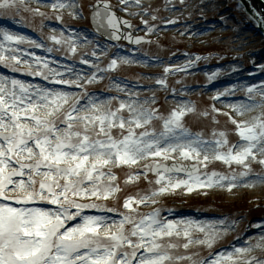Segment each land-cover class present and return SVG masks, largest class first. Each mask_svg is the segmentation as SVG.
<instances>
[{"label": "snow or ice", "instance_id": "snow-or-ice-1", "mask_svg": "<svg viewBox=\"0 0 264 264\" xmlns=\"http://www.w3.org/2000/svg\"><path fill=\"white\" fill-rule=\"evenodd\" d=\"M68 6L59 0L52 4L53 9ZM21 7L24 0H0L2 11ZM110 7L97 5L93 20L100 27L106 21L112 30L109 38L119 40L120 25H131L120 21ZM24 10L39 13L38 9ZM0 37V65L12 72L21 71L17 65L22 60L16 54L17 48L6 45L27 43L42 47L3 29ZM50 39L61 43L56 36ZM127 39L141 43L139 38L132 41L130 35ZM70 51L75 53L76 48L70 45ZM33 61L39 70L31 71V64L24 60L29 67L25 75L45 80L51 76L52 83L81 86L77 81L63 79V73L51 69L48 61L34 55ZM80 63L89 61L81 59ZM117 63L112 59L107 69H115ZM169 71L164 69L165 73ZM95 79L93 73L87 83ZM156 83L163 85L165 80ZM246 95L248 102L233 104L232 110L240 116L257 107L261 111L251 120L241 121L222 113L238 137L236 143H230L225 131L213 132L214 139L208 141L185 128L183 118L193 108L174 109L164 118L157 116L155 109L134 102H121L115 109L109 102L105 108L104 101L97 102L87 92L74 97L67 91L0 76V264H264V258L249 255L254 249L264 253V234L254 243L245 242L247 246L197 258V253L187 254L191 245L212 249L220 239L221 229L215 223L167 219L161 216V208L148 213L137 211L149 200L157 203L153 197L177 190L191 194L219 187L231 192L252 173L249 160L264 167V85L247 88ZM154 120L163 121L159 130L152 127ZM113 129H119L120 135H114ZM177 158L193 163L186 166L177 163ZM148 160L152 163L144 164L143 174L145 179L148 173L155 175L154 182L148 181L155 184L154 188L143 195L125 197L121 205L125 211L97 203L115 198L121 191L110 166H131ZM169 160L173 162L166 163ZM210 161L235 164L243 171L238 175L208 172ZM135 178L128 173L126 182ZM255 182L264 184V172L255 174ZM86 210L100 214H86ZM193 232L202 234V238Z\"/></svg>", "mask_w": 264, "mask_h": 264}, {"label": "rangeland", "instance_id": "rangeland-1", "mask_svg": "<svg viewBox=\"0 0 264 264\" xmlns=\"http://www.w3.org/2000/svg\"><path fill=\"white\" fill-rule=\"evenodd\" d=\"M63 1L69 2V10L74 13V16H67L65 14L66 9L64 8L59 12L57 9H49L40 6L32 7L30 4L26 3H24V7L28 9H38L39 13H43V15L34 11H25L24 7L11 9L6 12L0 10L1 29L9 31V29L12 30L13 26L26 28L43 37L46 42L45 46L40 48L33 47L27 43L6 45L18 49L16 54L21 58L22 63L17 65V67L20 68L21 71L12 72L0 65V68L3 69L4 72L1 73L2 76L7 72L25 75L24 72L28 71L29 67L28 64L23 63L24 60H27L31 64V71L39 70L33 61V55L48 61L49 67L54 70H57L58 68L55 67L53 63L75 67L80 63L81 59H86L89 61L86 65L90 66V69L86 70L83 74V77L85 78L82 80L75 79L73 81H77V83L81 85L80 87L84 88V92H87L90 96L98 95L105 98V108L109 107L108 103L110 102L112 103L111 107L115 109L118 107L119 103L124 101L122 96H120L121 91L113 88V85H123L119 88L122 90L125 88L129 89L133 86L137 92H135V95L129 97L131 103H139L145 108L155 109L156 115L164 118H167L172 110L179 109L180 105L178 103H187L190 108L194 109V111L186 113L183 118V125L193 135L199 133L203 140L210 141L214 139L212 135L213 132L219 133L220 131H225L228 134L230 143L237 142L238 137L235 135V128L229 122L227 117L222 115L221 112L212 111L213 108L211 101H214L216 105L217 101L212 97L206 96L205 91L208 88V85L214 82L213 76H210L212 74L207 72L210 68L203 70L206 65H214L216 68L210 70H215L216 74L218 71H222L220 68L225 67L226 61H231L229 64L235 67H241L244 63L246 70L251 69L253 66L249 63H256L258 60L257 57L262 51H264V45L260 43L258 36L255 37L257 40L255 46L248 52L244 51L241 57L239 56L241 51L230 45L234 33L246 32L242 22L247 20L246 16L242 14L239 8L234 4L233 0H217L218 3L216 5L211 3L215 2V0H203L202 8L197 6L198 10L193 8V12L188 14H183L182 8L175 4L171 6L172 9H174L170 11V3L174 0H142L146 10L142 13L139 12L136 14L137 17L133 20L130 31H132V33L134 32L136 36L146 38L148 43L140 44L138 46H129L122 42L112 46L105 44L100 38H98L99 40L95 38L96 36L94 34L88 36L89 34L84 31V28L87 30L90 26L88 18L86 21H82L73 11V0ZM96 1L100 0H80L84 17H87L90 14L92 6ZM176 1L180 4L183 2V0ZM206 3L211 4L204 8ZM217 12H222L223 17H218ZM175 13L178 14L177 17L174 16ZM57 16L61 17V19L57 20ZM153 17H155V19H153ZM170 18H174V20L171 21ZM215 18L218 23L216 22L214 24ZM145 21L147 23H144ZM176 24L183 26V28L186 29L191 27V29H199L203 31L206 26L209 28L216 26L217 28L213 31L211 37L201 40L200 38L191 37L189 34L172 33L171 29L173 28L174 30ZM197 24H199V26H197ZM149 29H151V31H149ZM11 30L10 32L15 34L18 33ZM246 33L250 34L251 32L249 31ZM71 34L87 40V49L84 47L85 43H83V46L75 43V39L71 37ZM160 34H164V36L160 37ZM83 35L87 36L84 37ZM51 36H56L61 40V43L56 44L50 39ZM0 40H2V37H0ZM70 45L76 48L75 53L70 51ZM47 49H52V51L49 52ZM93 52H95V56L93 55ZM115 52L127 58H139L144 60L151 65V68H154L155 71H143L140 65L133 63V61L130 63H125L124 61L119 62V60L113 56V53ZM25 53H28V55H25ZM248 55L250 56L249 62L246 60ZM234 56H236V58ZM27 57L31 58V60ZM197 57H199V59H197ZM112 59L118 61L117 67L113 70H108L107 66ZM177 59H185L184 62L193 66L176 69L175 66L177 63L172 62ZM151 60L153 63H149ZM219 64H222V66H218ZM93 65H95V67ZM198 67L201 68V71L197 70ZM165 68H168L170 71L165 73ZM99 69H104V71H100ZM93 73L96 74V79L89 84L87 83V80ZM25 76L43 79L38 76ZM210 77L212 78L210 79ZM159 79H164L165 84L161 85L156 83L154 86L144 84L147 83V80H151L155 83ZM46 81L51 82V76L49 80ZM25 83L29 82L26 81ZM204 86L205 88L203 89L202 87ZM80 87L76 88L79 89ZM111 90L112 94L110 92ZM246 90L247 88H243V90L230 95L238 101L248 102ZM77 92L78 91H73L71 93L74 95ZM190 92H192L191 95L189 94ZM136 93H141L142 95L145 93L146 95L141 97ZM226 94L229 93L226 92ZM175 95L184 96L185 100L179 101L174 99ZM113 97H115V99H112ZM228 111L232 117L237 118L232 111ZM260 111L261 109L259 108V112ZM205 112L208 113L207 116L202 115ZM162 123V120H154L152 122V127L159 130ZM136 131L139 132L141 129H137ZM113 134L119 136L120 130L113 129ZM142 162L143 161L139 164ZM167 162L173 161L169 160ZM176 162L193 163L192 161H181L178 158L176 159ZM248 163L252 168V173H250V175L255 176L256 173L264 171V167L257 162L249 160ZM113 167L112 171L117 177L116 183L121 189L117 201H112L110 198L108 201L101 200L97 201V203L114 206L121 211H125L121 207L125 197L136 196L137 193L143 195L147 193L149 189L155 187L154 183H148L149 180H152L153 182L155 181L156 177L152 173H148V177L145 179L143 169H141L138 174H133L137 179L135 178L131 182H126L127 174L131 173L128 170L129 166ZM203 171L204 169L202 168V172ZM207 171H215L222 175H231L233 173L238 175L239 172L243 171V168L235 164L229 166L217 161L208 164ZM208 190L211 189H201L179 197L176 196V193L183 190H177L174 194L156 196L153 198L156 199L157 203H153L151 207L148 208L149 211L140 206L137 211L139 213H148L154 208H161L162 217L172 220H180L178 209L182 208L185 211L194 213L199 219L196 221L209 220L211 223L214 222L217 227L221 229V232H226V234H221L220 239L215 243L212 249L193 244L190 246L187 253H197V258H209L210 254L214 257L219 251L226 252L232 250L234 244H236V240L242 239L244 237V232L250 230L248 227L249 224L253 227V225L259 221L264 222V195H262V200L257 202L241 200V196L236 200L225 197L226 190L223 192V197H217V194H213L215 191H213L210 196H204L201 194L199 196L195 195L197 192H208ZM169 209H171V212L168 211ZM203 213L210 215L211 217L202 218ZM86 214L95 215L100 213H96L94 210H86ZM170 216L173 218H168ZM189 218L194 220L192 215H190ZM220 221H224V224L220 225ZM232 223L237 224L235 230L229 228ZM198 234L199 233L193 232L194 236ZM192 247L195 248L191 249ZM180 251L183 252V249H180ZM252 254H258V257L264 258V253H261L260 250L254 249L249 255Z\"/></svg>", "mask_w": 264, "mask_h": 264}, {"label": "bare ground", "instance_id": "bare-ground-1", "mask_svg": "<svg viewBox=\"0 0 264 264\" xmlns=\"http://www.w3.org/2000/svg\"><path fill=\"white\" fill-rule=\"evenodd\" d=\"M112 1L115 4V8L117 9L116 13L117 14L120 13L119 15L122 17H125V18L135 19L137 17L136 16L137 13H139V12L142 13L146 10L142 0H139V3H137V0H126V3H121V0H112ZM202 1L203 0H183V2L180 4L178 1L174 0L172 3H170L169 8H171L170 11H172L171 6L175 4L176 6H180L182 8L183 14H188V13L193 12V8L198 10L197 6L202 8V6H203ZM57 2H58V0H48V1L47 0H43V1L42 0H24V3L30 4L33 7L40 6V7H46L49 9L52 8V4L57 3ZM59 2H62V3L69 5V2H67V1L59 0ZM211 3L216 5L218 3V1L215 0V2H211ZM211 3H209V4H211ZM209 4L206 3L204 8L208 7L207 5H209ZM64 9H66L65 14L67 16H70V17L74 16V13L69 10V6L65 7ZM57 10L59 12H61L62 9L57 8ZM217 13H218V17H223L222 12L221 13L217 12ZM214 20H215L214 21V24H215L217 22L216 18ZM197 26H199V24H197ZM216 28H217L216 26H213L211 28L206 26L204 31L199 30V29H198L199 30L198 31L196 29H189V28H187V29L186 28H180V30H182V32H186L185 35L189 34L191 37H196V38H200L201 40H205V39H208L209 37L212 36L213 31ZM0 29H1V27H0ZM174 32L179 33L180 31L177 29ZM233 32H234V30H233ZM246 32H249V31H246ZM246 32L234 33L233 40L230 43V45L233 48L239 49L241 51V55H243L244 51L248 52L250 49H252L255 46L256 41H257L255 39V37L253 36V34H247ZM71 37H73L75 39V43L80 44V46H83V43H85L84 47L87 46L86 45L87 40L81 39V37H79L77 35H71ZM113 56L116 57V59L119 60V62L127 60L128 62H125V63H130L131 61H133V63L140 65V67L143 69V71H146V72L155 71L154 68H151V65H149L147 62H145L144 60H141L139 58H136V59L127 58L125 56L120 55L117 52L113 53ZM27 58H29V57H27ZM121 58H124V59L122 60ZM249 58H250V56L248 55L246 57V60L248 62H249ZM257 58H258V60L256 61V63H254V64L249 63L251 66H253L251 69L246 70L244 67V64L241 67L240 66L235 67V66L230 65L228 63V61H226V66L224 68H220V70H222L221 72L218 71L215 74V70L208 71L209 74H212L210 76H213L214 82H212L210 85H208V88L205 91V95L208 97H212V98L218 97V99H216V101H217V110L219 112H224V111L230 110L237 116L238 121L251 120L252 117H255V116L260 114L259 108L258 109L255 108L251 112H246L243 116L237 115L232 110L231 105L241 103L242 101L234 100V97H232L230 95V94H234L236 92H239L240 90H243V88H249L253 85H256L258 89L260 88V86L264 85V51H262ZM29 59L31 60V58H29ZM182 60L183 59H177V60L173 61L172 63H177L178 65H180V67H183L185 64L183 62H181ZM149 63H153V61H151ZM53 65L58 68L56 71L63 73V77H62L63 79L71 80V81H73L75 79L82 80L83 78H85V77H83V74L85 73V71L90 69V66H88L86 64H81V63H79L75 67H68L66 65H60L58 63H55V64L53 63ZM69 69H71V71H69ZM146 82L147 83H144V84H147V85L150 84L153 86L156 84V82L154 83L151 80H147ZM38 86H40V85H38ZM122 86L123 85L120 86L119 84H115V85H113V88L118 89V88H121ZM40 87H42V86H40ZM43 88H45V87H43ZM53 90L64 91V90H62V88L61 89H55L54 88ZM122 91H123L122 94H125L124 101H123L125 103H131V99L129 97L135 95V92H137V90L133 86L130 87L129 89L125 88ZM226 92H228L229 94H226ZM191 93L192 92H190L189 94L191 95ZM222 93H223V95H221ZM136 94H138L141 97H144L146 95L145 93L143 95L141 93H136ZM91 96L95 97L97 99V102H100V101L105 102L106 101L105 98H103L102 96H98V95H91ZM256 99H257V101H259V96H257ZM180 100H182V98H180L179 101ZM86 102L87 101L85 100V103ZM178 104L180 105L179 108H181V107L190 108L187 103H184V104L178 103ZM136 105L140 106L139 103H136ZM124 115L127 116L126 111H125ZM259 158L260 157L258 156V159ZM211 162H217V161H210L208 164H210ZM253 162H255V161H253ZM139 163L136 165L129 166L128 170L132 174H137L139 172V167L142 165V163L141 164H139ZM262 172H264V171H261L260 173H262ZM245 184H253L254 186L246 187V186H244ZM224 190L227 191L226 188L215 187V188H211V190H208V192L200 191V193L197 192V193H195V195L199 196L201 194L204 196H210L212 194V192L215 191V192H213V194H217V197H223ZM184 194L185 193L183 191H181V192L176 193V196L179 197V196H182ZM262 195H264V184L255 182V176L249 174V177L247 179H242L240 181L238 187L234 188L231 192H229V191L225 192L224 196L232 198L234 200H236L238 197L241 196V200H248V201L257 202V201L262 200ZM153 199L156 200L155 198H153ZM152 204L153 203L151 202V200H149L146 204H141L140 207L148 210V208H150ZM168 218H172V217L170 216ZM180 218L181 219H187V217H184L182 215H180ZM202 222H211V221H202ZM256 226H259V227H256ZM262 230H264V222L259 221L253 225L250 232L246 233V237L242 238L241 240H236V244H234V247L247 246L245 242L254 243L256 239H258L262 234H264V231H262ZM221 234H226V232H221ZM196 236H200L202 238V234H200V233ZM193 248H195V247H192L191 249H193ZM256 250H259V249H256ZM252 255L257 256L258 254H252Z\"/></svg>", "mask_w": 264, "mask_h": 264}, {"label": "water", "instance_id": "water-1", "mask_svg": "<svg viewBox=\"0 0 264 264\" xmlns=\"http://www.w3.org/2000/svg\"><path fill=\"white\" fill-rule=\"evenodd\" d=\"M97 5H99V4H96L95 7H96ZM132 41H134V40H132ZM131 43L135 44L134 42H131Z\"/></svg>", "mask_w": 264, "mask_h": 264}]
</instances>
